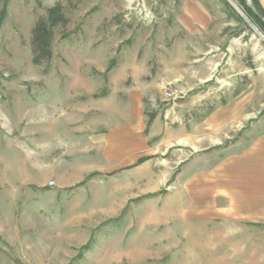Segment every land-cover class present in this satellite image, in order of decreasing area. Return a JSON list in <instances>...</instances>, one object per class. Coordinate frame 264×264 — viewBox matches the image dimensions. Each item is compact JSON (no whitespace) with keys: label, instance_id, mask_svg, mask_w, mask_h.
Instances as JSON below:
<instances>
[{"label":"rangeland","instance_id":"rangeland-1","mask_svg":"<svg viewBox=\"0 0 264 264\" xmlns=\"http://www.w3.org/2000/svg\"><path fill=\"white\" fill-rule=\"evenodd\" d=\"M262 135L264 27L240 0H0V264H245L226 162Z\"/></svg>","mask_w":264,"mask_h":264},{"label":"crops","instance_id":"crops-1","mask_svg":"<svg viewBox=\"0 0 264 264\" xmlns=\"http://www.w3.org/2000/svg\"><path fill=\"white\" fill-rule=\"evenodd\" d=\"M264 7V0H260ZM195 12L188 8L187 13L180 15L177 19V27L185 29L190 27L196 29L200 26L197 22ZM185 25H184V23ZM197 22V23H196ZM173 80L181 79V71L178 75H172ZM181 86V82H178ZM226 167H239L240 184L237 186V195L233 191L226 197V210L231 221H239L242 224L244 234L247 236L242 240L241 251L246 252L252 260H245V264H264V135L255 139L252 143L243 147L241 153L231 161L226 162ZM195 211L201 210L203 201L196 198ZM213 201L211 200V207ZM253 229H251V227ZM256 229L251 237V230Z\"/></svg>","mask_w":264,"mask_h":264},{"label":"trees","instance_id":"trees-1","mask_svg":"<svg viewBox=\"0 0 264 264\" xmlns=\"http://www.w3.org/2000/svg\"><path fill=\"white\" fill-rule=\"evenodd\" d=\"M242 5H244L248 15L254 18V20L259 24V26L264 27V22H262L253 11L247 6L245 0H240ZM261 13L264 14V7L262 6L260 0H253ZM69 23V17L66 15L64 6L61 3H56L53 6L47 8L46 16L40 18L33 30H32V40H31V50H32V61L36 65H41L47 62L52 57V42L54 38L55 30L59 27H65ZM154 119V115L148 121V126ZM147 126V129H148ZM145 157L141 158L138 163L144 162Z\"/></svg>","mask_w":264,"mask_h":264},{"label":"water","instance_id":"water-1","mask_svg":"<svg viewBox=\"0 0 264 264\" xmlns=\"http://www.w3.org/2000/svg\"><path fill=\"white\" fill-rule=\"evenodd\" d=\"M247 6L253 11V13L264 22V14L258 9L253 0H245Z\"/></svg>","mask_w":264,"mask_h":264},{"label":"built area","instance_id":"built-area-1","mask_svg":"<svg viewBox=\"0 0 264 264\" xmlns=\"http://www.w3.org/2000/svg\"><path fill=\"white\" fill-rule=\"evenodd\" d=\"M165 94H166L167 97H171L172 96L171 90L170 91H166Z\"/></svg>","mask_w":264,"mask_h":264}]
</instances>
